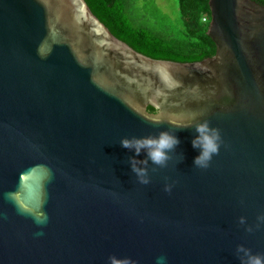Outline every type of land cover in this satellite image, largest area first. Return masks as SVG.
<instances>
[{"label": "water", "instance_id": "95a60500", "mask_svg": "<svg viewBox=\"0 0 264 264\" xmlns=\"http://www.w3.org/2000/svg\"><path fill=\"white\" fill-rule=\"evenodd\" d=\"M209 6L215 53L179 62L135 50L85 0H0V264H240L238 244L264 253V4ZM204 119L223 142L201 169L194 125L173 122ZM161 130L180 143L166 166L149 161L141 184L120 139Z\"/></svg>", "mask_w": 264, "mask_h": 264}, {"label": "trees", "instance_id": "16d2710c", "mask_svg": "<svg viewBox=\"0 0 264 264\" xmlns=\"http://www.w3.org/2000/svg\"><path fill=\"white\" fill-rule=\"evenodd\" d=\"M85 1L116 37L149 57L193 62L215 53V43L207 34L209 0H178L175 19L152 0ZM256 1L264 4V0ZM148 110L157 111L153 106Z\"/></svg>", "mask_w": 264, "mask_h": 264}, {"label": "clouds", "instance_id": "9594fccd", "mask_svg": "<svg viewBox=\"0 0 264 264\" xmlns=\"http://www.w3.org/2000/svg\"><path fill=\"white\" fill-rule=\"evenodd\" d=\"M157 71L165 88L174 89L178 86V82L172 78L166 66H159ZM156 95L161 96L164 95V93L158 90ZM157 107L159 108V105H157ZM173 123L181 127H190L194 125L197 135L192 139L191 143L193 148L199 149V154L194 157L193 165L201 169L208 168L213 156L219 153L223 142L220 129L212 126L207 119L195 122L189 120L187 123L174 121ZM179 143V138L169 130H161L156 135L125 136L120 139L122 147L134 150L135 155L129 157L131 170L135 173L139 183L145 185L150 183L149 161H151V165L153 166H166L168 161L172 158V151ZM142 151L145 153V157L143 159H137ZM171 188L172 186L170 184H165L164 190L170 192ZM239 223L241 225H246V231L248 232L254 230L253 225L247 224V218L244 216L239 217ZM262 224H264V214L257 216L255 227L258 228ZM235 254L240 264H264V253L253 252L244 244H238L236 246ZM108 264H130V262L126 258L110 255ZM157 264H165L164 258H157Z\"/></svg>", "mask_w": 264, "mask_h": 264}, {"label": "rangeland", "instance_id": "374dc122", "mask_svg": "<svg viewBox=\"0 0 264 264\" xmlns=\"http://www.w3.org/2000/svg\"><path fill=\"white\" fill-rule=\"evenodd\" d=\"M170 18L179 16L178 0H152Z\"/></svg>", "mask_w": 264, "mask_h": 264}, {"label": "built area", "instance_id": "2783aa9c", "mask_svg": "<svg viewBox=\"0 0 264 264\" xmlns=\"http://www.w3.org/2000/svg\"><path fill=\"white\" fill-rule=\"evenodd\" d=\"M204 21L206 20V18L203 19Z\"/></svg>", "mask_w": 264, "mask_h": 264}]
</instances>
